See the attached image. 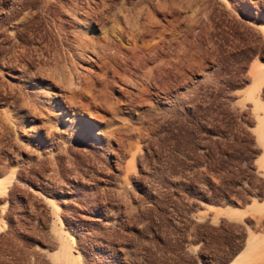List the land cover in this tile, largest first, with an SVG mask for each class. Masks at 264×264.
I'll list each match as a JSON object with an SVG mask.
<instances>
[{
  "label": "rangeland",
  "instance_id": "1",
  "mask_svg": "<svg viewBox=\"0 0 264 264\" xmlns=\"http://www.w3.org/2000/svg\"><path fill=\"white\" fill-rule=\"evenodd\" d=\"M250 239L264 0H0V264H232Z\"/></svg>",
  "mask_w": 264,
  "mask_h": 264
},
{
  "label": "bare ground",
  "instance_id": "2",
  "mask_svg": "<svg viewBox=\"0 0 264 264\" xmlns=\"http://www.w3.org/2000/svg\"><path fill=\"white\" fill-rule=\"evenodd\" d=\"M86 39V38H85ZM84 39V40H85ZM88 39V38H87ZM95 40V39H94ZM83 41V40H82ZM87 41H91V40H87ZM86 41V42H87ZM96 41H100V40H96ZM86 42H84L85 43V45L87 44ZM80 43V42H79ZM83 43V42H82ZM91 44V43H90ZM100 44V46L102 45L101 43H99ZM82 44H80L79 46H81ZM83 46V45H82ZM88 46V45H87ZM87 46H85L84 48H86ZM91 46V45H90ZM92 46L93 47H95V46H97V45H93V42H92ZM99 46V45H98ZM115 46H117V45H115ZM83 48V47H82ZM89 48V47H88ZM96 48V47H95ZM95 48H92L93 49V51H94V49ZM131 48V47H130ZM87 49V48H86ZM100 49V48H99ZM104 49V48H103ZM113 49H114V46H113ZM82 50V49H81ZM83 50H85V49H83ZM90 50H91V48H90ZM96 50V49H95ZM97 52V51H96ZM101 54V53H100ZM94 55V54H93ZM92 56V55H91ZM101 56V55H100ZM91 59V58H90ZM89 59V60H90ZM100 59L102 60V58L101 57H99V52H98V55L97 56H95V57H93L92 59H91V61L89 62L90 63V65H94V66H98L99 65V62H100ZM111 62V61H110ZM109 62V63H110ZM103 63H105L104 61H103ZM108 63V64H109ZM101 64V63H100ZM106 64H107V62H106ZM104 65V64H103ZM110 65V64H109ZM100 67V66H99ZM105 67V66H104ZM111 67V66H110ZM112 67H114V66H112ZM103 68V67H102ZM115 68V67H114ZM86 69V68H85ZM93 69V68H92ZM115 70V69H114ZM73 71H76V69L74 70L73 69ZM116 71H117V69H116ZM77 72V75H78V70L76 71ZM115 72V71H114ZM118 72V71H117ZM73 73H75V72H73ZM83 73V72H82ZM116 73V72H115ZM122 73V72H121ZM84 74V73H83ZM82 74V77L84 76ZM71 75H74V74H72L71 73ZM77 75L75 76L76 78H77ZM80 75V74H79ZM119 75H120V72H119ZM121 76H122V74H121ZM74 76H73V78H75ZM88 77V76H87ZM78 78H79V76H78ZM77 78V79H78ZM82 79V78H81ZM90 80V79H89ZM72 81H74V79L72 80ZM77 81V80H76ZM75 81V82H76ZM80 81V80H79ZM91 81V80H90ZM72 83H74V82H72ZM71 83V85H73ZM80 83V82H79ZM76 84H78L77 82H76ZM75 85V84H74ZM79 86V85H78ZM60 97H61V99H58V103L60 104V106H61V108L62 109H65V107L67 106H65V101H64V99H63V97L61 96V94L59 95ZM67 97V96H66ZM62 104V105H61ZM66 111V110H65ZM253 238V237H252ZM263 239V238H262ZM261 239V240H262ZM257 240V239H256ZM258 240H260V238H258ZM248 250H249V253L248 254H246V255H244V258H238L237 260H235L232 264H264V240L263 241H252V239H250V241H249V243H248ZM246 256V257H245ZM241 257V256H240Z\"/></svg>",
  "mask_w": 264,
  "mask_h": 264
}]
</instances>
